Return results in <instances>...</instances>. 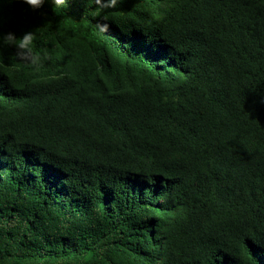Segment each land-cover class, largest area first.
<instances>
[{
    "label": "trees",
    "instance_id": "trees-1",
    "mask_svg": "<svg viewBox=\"0 0 264 264\" xmlns=\"http://www.w3.org/2000/svg\"><path fill=\"white\" fill-rule=\"evenodd\" d=\"M53 8L0 0V264H264V0Z\"/></svg>",
    "mask_w": 264,
    "mask_h": 264
},
{
    "label": "clouds",
    "instance_id": "clouds-1",
    "mask_svg": "<svg viewBox=\"0 0 264 264\" xmlns=\"http://www.w3.org/2000/svg\"><path fill=\"white\" fill-rule=\"evenodd\" d=\"M32 9H40L45 4V0H23ZM98 9L116 8L122 0H92ZM67 0H52L53 10L63 9ZM107 16L103 17L104 23H98L96 29L100 33H106L110 25L107 23ZM35 40V32H27L22 37H17L13 32L0 33V48L4 46H15L17 52L16 57L29 64L35 70H39L44 66L45 62L51 59V55L47 52L34 50L33 44Z\"/></svg>",
    "mask_w": 264,
    "mask_h": 264
}]
</instances>
